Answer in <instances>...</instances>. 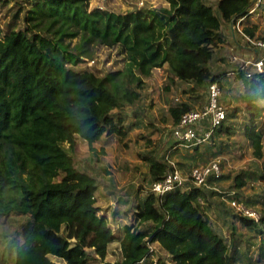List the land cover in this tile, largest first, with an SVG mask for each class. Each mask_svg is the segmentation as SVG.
Wrapping results in <instances>:
<instances>
[{"label": "trees", "instance_id": "obj_1", "mask_svg": "<svg viewBox=\"0 0 264 264\" xmlns=\"http://www.w3.org/2000/svg\"><path fill=\"white\" fill-rule=\"evenodd\" d=\"M166 1L165 9L116 11L91 6L90 0H0V14L5 11L0 19V264H235L242 257L264 264V193L244 198L249 206L261 204L259 222L234 213L261 239L236 232L229 239L205 211L208 196L231 198L228 192L235 190L241 199L252 179L264 182V70L249 77L241 67L218 64L230 30L242 51L250 46L242 32L264 38V0L260 20L249 13L253 0ZM103 46L118 48L125 66L105 73L75 68L94 60ZM163 66L190 101L213 82L223 91L226 117L208 142L193 148L203 158L194 152L196 164L222 155L233 145L229 133H236L249 143L262 170H240L228 191L193 186L164 195L150 189L138 202L119 198L136 207L133 220L115 229L112 220L120 212L112 218L104 212L96 176L75 161L78 139L94 148L106 135L124 140L151 120L140 104L142 89L145 78ZM229 77L240 87H227ZM191 109L187 100L170 104L171 125ZM149 123L158 132L155 122ZM170 131L164 157L170 151L173 158L180 148ZM144 157L152 186L172 165L155 149ZM218 202L222 210L235 209ZM143 223L149 224L142 228ZM256 237L259 242L252 240ZM114 241H120L122 258L107 260ZM154 244L164 255L155 256ZM252 247H257L254 260Z\"/></svg>", "mask_w": 264, "mask_h": 264}, {"label": "rangeland", "instance_id": "obj_2", "mask_svg": "<svg viewBox=\"0 0 264 264\" xmlns=\"http://www.w3.org/2000/svg\"><path fill=\"white\" fill-rule=\"evenodd\" d=\"M90 4L91 6H102L116 11H128L142 7L165 9L168 6L166 0H90ZM4 13L5 11L0 14V19L3 21L5 19L3 18ZM255 19L260 20V18L257 17H255ZM260 21L264 28V19ZM241 51V48H236L234 42L228 39L220 49L219 56L221 58L218 64L224 68L230 69L231 63L229 62V57L234 54H240ZM122 59L123 56L119 53L118 48L103 46L98 48L94 60L87 59L85 62L79 63L75 68H90L99 73H105L111 69L124 67L125 63ZM236 79V77L227 78L226 84H230V86L227 87H233V89L239 88L240 86L236 83ZM145 80L146 84L142 89L140 104L145 107V112L151 115L152 119H146L147 123L133 128L128 137L124 140H120L115 136L111 137L106 135L101 140L94 143V148H91L86 140L79 137L78 145L75 150V161L77 165L88 168L97 178L98 204L110 218L113 217L114 211L118 210L117 212H120L117 220L115 222L112 220V226L115 229H122L125 223H130L133 220V210L136 207L134 204L133 207H131L130 205L120 203L118 201L119 198L132 197L138 202L143 196L145 197L146 193L151 189L148 175H146L149 172L150 161L144 156L151 154V151L155 149L157 153H160V158L162 160L165 158L164 154L166 152L164 149L166 147L163 143L170 138L169 133L171 134L170 130H172L173 127L170 123L171 119L168 114L169 105L187 100L193 103L194 109H196L204 106L208 99L209 86L207 85L203 89L198 90V99L190 101L189 94L183 92L182 83L178 79L175 81L169 79L167 66L154 69L152 75L145 78ZM222 92L221 89V97L223 96ZM220 101L224 106H227L222 99H220ZM150 121L155 122V127L158 128V132L155 130L154 126H150ZM229 136V140L233 142V145L227 146L228 149L223 152L222 155L217 156L221 158L224 178L216 182L215 185L221 191L231 190L235 176L240 170H259V172H261L263 166L261 162L253 156L252 148L248 142H245V138L242 137V135L229 133ZM194 152H196L195 156L198 160H203L201 156L197 155L199 152L201 153V150L197 151L191 149L188 151L184 149L180 150L177 154H172L173 160H175L185 175H188L191 168L198 163L196 159L192 158ZM97 156L100 159L99 161H97ZM211 159H209L208 162ZM99 164L104 165L106 170H102ZM232 191L235 192V190ZM259 193H264V182L259 180V178L252 179L250 186L244 189L243 198H239V200L245 201L244 198L257 197L256 195ZM229 198L230 197L217 193L215 196H208V200H205V211L211 218L215 230L229 239H231L230 237L233 232L242 234L245 239L253 234H257L261 239L258 233L244 226L239 218L234 215V213L239 214L240 212L235 209L222 210V205L218 200L222 199L229 204ZM250 206L257 209L261 214V204ZM148 224L149 223H143L140 225L142 228H145ZM261 226L264 227L262 224ZM258 237L252 240L259 242L260 239ZM252 248L253 251L250 252V256L252 260H254L257 254V247ZM242 249L243 251L247 249L245 244ZM154 250L155 256L159 254L164 255V252H162L157 244H154ZM121 258L122 251L120 241H114L110 244L106 259L114 261ZM170 264L174 263L170 262ZM235 264L255 263H248L247 258L242 257L239 258Z\"/></svg>", "mask_w": 264, "mask_h": 264}, {"label": "built area", "instance_id": "obj_3", "mask_svg": "<svg viewBox=\"0 0 264 264\" xmlns=\"http://www.w3.org/2000/svg\"><path fill=\"white\" fill-rule=\"evenodd\" d=\"M263 0H253V6L249 13L254 17L260 15V8ZM236 28L241 31L240 21ZM242 34L249 41L250 47L254 49L251 55L234 54L229 57V62L235 66L241 67L246 71L247 76H252L254 72H262L264 70V38H252ZM257 50L260 55L257 56ZM234 72V71H232ZM231 72V73H232ZM207 102L201 108L191 109L185 112L180 121L172 128L174 138L178 141L177 146L186 150H191L195 146H201L211 139L213 132L226 117L225 106L220 102L221 87L217 82H213L208 87ZM165 158L172 167L166 175L152 184L151 190L157 194L164 195L173 192L178 188L190 189L193 186L201 188H211L222 192L216 187V182L211 183V178L218 180L223 174L221 158H213L206 164L195 165L191 168L190 173L185 175L183 170L177 165L175 160L171 158L170 151L167 152ZM190 182V183H187ZM231 198L229 203L238 212L246 215L256 222L260 221V212L247 205L235 197V192H228Z\"/></svg>", "mask_w": 264, "mask_h": 264}, {"label": "crops", "instance_id": "obj_4", "mask_svg": "<svg viewBox=\"0 0 264 264\" xmlns=\"http://www.w3.org/2000/svg\"><path fill=\"white\" fill-rule=\"evenodd\" d=\"M233 26V25H232ZM230 32H231V34H230ZM230 32H227V34L229 35V40L231 41V42H233V38H234V30H230ZM233 37V38H232ZM236 48H238L237 46H235ZM245 48V50L244 51H241V55H251V53H252V51H253V49L249 46H246V47H244ZM231 68H236V66H235V64H233V63H231L230 64V69ZM180 150H184V148H181L180 147ZM186 150V149H185Z\"/></svg>", "mask_w": 264, "mask_h": 264}]
</instances>
